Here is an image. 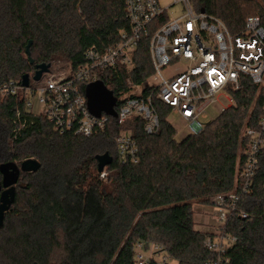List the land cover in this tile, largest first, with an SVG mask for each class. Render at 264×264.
<instances>
[{
    "label": "trees",
    "instance_id": "trees-1",
    "mask_svg": "<svg viewBox=\"0 0 264 264\" xmlns=\"http://www.w3.org/2000/svg\"><path fill=\"white\" fill-rule=\"evenodd\" d=\"M205 1L232 32L250 15L264 25V0ZM128 28L125 0H0V84L33 76L43 63L76 70L89 47L105 49ZM133 61L121 78L113 71L102 75L116 98L128 89L126 77L142 83L153 74L148 39ZM243 81V90L232 92L234 104L201 133L181 139L169 120L170 106L156 98L158 133L147 134L139 117L122 126L112 116L106 131L92 137L55 132L45 117L25 111L19 97L1 101L0 165L34 158L41 167L20 175L0 228V264H137L136 246L147 240L172 256L162 264L213 258L203 244L206 234L195 229L194 204H208L238 183L248 148L243 129L258 128L264 103L263 91ZM18 110L25 125L14 137ZM122 129L138 143L137 165L119 162L115 138ZM106 153L113 161L101 178L97 157ZM2 178L0 173V196ZM240 209L249 217L234 216L228 224L237 237L230 264H264V151Z\"/></svg>",
    "mask_w": 264,
    "mask_h": 264
},
{
    "label": "built area",
    "instance_id": "built-area-1",
    "mask_svg": "<svg viewBox=\"0 0 264 264\" xmlns=\"http://www.w3.org/2000/svg\"><path fill=\"white\" fill-rule=\"evenodd\" d=\"M176 5L181 6L180 14L170 19L167 12ZM125 16L129 28L120 31L118 42L105 49L89 47L76 70L60 75L49 72L41 85H33L32 80L27 87L22 80L1 83L0 102L7 97L23 99L25 111L45 117L59 134L98 135L106 131L113 115L103 111L97 116L90 111L87 87L97 81L104 84L102 75L106 71H113L118 78L122 71L131 72L133 56L147 39L154 70L150 78L156 84H146L150 78L134 83L126 77L128 89L116 98L114 107V117L122 126L139 117L147 134L158 133L160 118L153 104L156 98L170 106V116L179 117L188 134L197 135L213 120L208 119L207 108L218 102L223 91L229 93L227 98L234 104L232 92L243 90L245 78L264 96V25L259 15L248 16L236 33L208 11L205 0H125ZM34 100L40 104L39 113L34 112ZM22 113L16 112L14 137L25 125ZM243 136L248 139V148L235 189L209 201L217 217L203 244L214 257L203 264H230L228 251L237 243V237L228 231V224L234 216L249 217L240 204L253 185L264 151V103L258 128L246 127ZM115 143L122 165L139 163V146L130 130L122 129ZM106 175L105 168L101 178ZM136 261L162 264L173 259L162 244L147 240L137 244Z\"/></svg>",
    "mask_w": 264,
    "mask_h": 264
},
{
    "label": "water",
    "instance_id": "water-1",
    "mask_svg": "<svg viewBox=\"0 0 264 264\" xmlns=\"http://www.w3.org/2000/svg\"><path fill=\"white\" fill-rule=\"evenodd\" d=\"M27 46V54L30 55V46ZM33 63V60H31ZM51 71V64H39L36 66V71L33 76L25 74L22 78L24 86H29L30 81H40L43 76ZM87 97L90 111L97 116H100L104 111L107 114L117 116L115 111L116 97L109 91L101 81L91 83L87 87ZM98 170L103 172L104 169L113 161L112 157L106 153L98 156ZM41 163L34 159H26L22 163L7 162L0 165V173L2 174V192L0 196V228L3 225L4 217L10 211L16 194V187L19 183L21 173H32L40 169Z\"/></svg>",
    "mask_w": 264,
    "mask_h": 264
},
{
    "label": "rangeland",
    "instance_id": "rangeland-1",
    "mask_svg": "<svg viewBox=\"0 0 264 264\" xmlns=\"http://www.w3.org/2000/svg\"><path fill=\"white\" fill-rule=\"evenodd\" d=\"M250 1H257V0H250ZM181 6L180 5H176L173 6L170 10H168L167 15L169 16L170 19L177 17L180 14V10ZM65 64V63H64ZM63 63L61 64H56L53 66V68H51V73L56 74V75H60L62 73H66L69 71H72L73 69L70 68L69 66H64ZM48 75H45L40 81H34L32 80V84L33 85H41L45 82V80L47 79ZM146 84L148 85H155L156 82L154 81L153 78H150ZM229 93L228 92H221L218 95V102L211 104L208 108H207V113H208V119H215L218 115L221 114L222 110L224 108H227L231 105V102L229 101ZM34 112L35 113H39L40 112V104L38 103V101L34 100ZM170 122L173 124V126L177 129L178 131V139L183 138L184 136H186L188 134V129L186 127V125L183 123V121L177 117V116H170L169 117ZM246 127H244L245 129ZM243 129V131H244ZM198 203L194 204V207L198 208ZM203 207H205V209L207 211H214L215 207L213 205H211V203L209 202L208 204H203ZM197 213V212H195ZM215 217V218H214ZM216 213H214L213 218L216 220ZM215 224V222H214Z\"/></svg>",
    "mask_w": 264,
    "mask_h": 264
},
{
    "label": "crops",
    "instance_id": "crops-1",
    "mask_svg": "<svg viewBox=\"0 0 264 264\" xmlns=\"http://www.w3.org/2000/svg\"><path fill=\"white\" fill-rule=\"evenodd\" d=\"M197 206L198 208L194 207V211L197 212L194 216L195 229L205 234L211 232L214 229V222H216L215 217L213 218L216 210L207 211L203 204H198Z\"/></svg>",
    "mask_w": 264,
    "mask_h": 264
}]
</instances>
